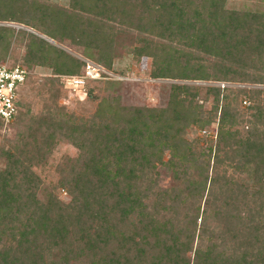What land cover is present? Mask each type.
Masks as SVG:
<instances>
[{"label": "trees", "instance_id": "obj_1", "mask_svg": "<svg viewBox=\"0 0 264 264\" xmlns=\"http://www.w3.org/2000/svg\"><path fill=\"white\" fill-rule=\"evenodd\" d=\"M227 2L0 0V22L110 71L115 37L133 30L132 51L152 57L149 76L183 81L151 107L94 93L115 80L90 79L86 99L97 103L77 119L59 103V75L79 74L83 61L0 25V60L20 33L24 63L13 64L51 70L28 75L14 120L23 130L0 146V264H264V89L255 87L264 85V10ZM214 119L216 136L202 146L192 133ZM62 141L76 153L54 161ZM49 168L58 177L46 183Z\"/></svg>", "mask_w": 264, "mask_h": 264}, {"label": "rangeland", "instance_id": "obj_2", "mask_svg": "<svg viewBox=\"0 0 264 264\" xmlns=\"http://www.w3.org/2000/svg\"><path fill=\"white\" fill-rule=\"evenodd\" d=\"M41 3H47V0H39ZM51 3H57L60 5H65L68 3V0H49ZM227 6L229 8H237V9H260L264 10V0H228ZM0 25L12 27L15 29L26 28L27 26L21 25L17 22H0ZM24 26V27H22ZM24 28V29H25ZM23 29V30H24ZM17 33V32H16ZM36 35H41L40 32L36 31ZM126 33V32H125ZM118 37H115L116 43L114 44L115 48L113 53L111 54V68L114 73L119 75L121 78L111 82H101L94 83V93H101L102 96L110 95V97L118 96L119 103L122 105H145L151 107H161L167 103L169 97V85L171 83H181V80H172V79H154L149 76V74L155 69L153 65L152 57L146 55H137L132 50L139 46V43L136 41V32L131 31L129 34L118 33ZM153 36V35H152ZM16 37L19 38V42H15L13 40L12 44L9 46L6 53L3 55V58L0 62L7 63H18L23 62V55L26 54V49L24 45L26 44V40L23 39V36L20 33L16 34ZM22 39L23 42H20ZM149 39H154L159 44L167 43L165 40H160L158 37H151ZM46 40L52 44H55L59 47H63L68 53L73 55L74 57L80 59L81 50L78 51L76 47L66 45H61L46 37ZM22 43V45H21ZM176 47V46H175ZM2 53V51H0ZM30 72L33 73L38 78H43L49 76L51 70H46L44 67H40L34 63H30ZM82 70V69H81ZM81 73V72H80ZM68 74L59 75L61 81L62 77ZM114 80V79H113ZM192 84H200L206 85L210 83H206L205 81H185V83ZM111 85L109 88L108 86ZM239 87H244V84L238 85ZM247 87H250L246 85ZM108 87V88H107ZM254 87V86H252ZM257 88H263L264 85H256ZM107 88V89H106ZM102 89V90H99ZM102 91V92H101ZM61 97L59 98V103L65 105L66 112L75 113L77 119L80 117L89 115L95 108L97 103L96 101L89 102V99H86L85 89L77 88L66 89L63 87ZM29 102L32 103V109L34 112L39 110L42 106L41 104H34L36 100H34L31 96L27 98ZM26 100V102H27ZM210 103H206L204 106L206 109L210 108ZM245 105V104H244ZM25 123L27 121V117L24 118ZM24 123H20L19 121L13 122L6 129L0 131V146L6 143H16L17 141V133L23 130ZM216 121L215 119L212 121L210 126L206 128V132L202 130H196L192 133V137H200L199 144L202 146H206L208 140L203 139V135L207 139H214L216 136ZM202 137V138H201ZM54 161H57L61 156L74 155L76 153V149L73 148L70 144L62 141L56 144L54 150ZM160 185L163 187H168L171 185L172 178L169 172H166L164 169H160ZM57 173L54 169L49 168L47 182H54L57 178ZM59 195L67 200V196L63 190L59 189Z\"/></svg>", "mask_w": 264, "mask_h": 264}, {"label": "built area", "instance_id": "obj_3", "mask_svg": "<svg viewBox=\"0 0 264 264\" xmlns=\"http://www.w3.org/2000/svg\"><path fill=\"white\" fill-rule=\"evenodd\" d=\"M80 60L83 61L81 73L64 75L62 77L64 88L73 90L80 88L82 90L90 79L117 80L121 78L92 60L84 57H80ZM29 74H31L30 70L20 64L0 63V131L13 124L18 113L19 92Z\"/></svg>", "mask_w": 264, "mask_h": 264}, {"label": "water", "instance_id": "obj_4", "mask_svg": "<svg viewBox=\"0 0 264 264\" xmlns=\"http://www.w3.org/2000/svg\"><path fill=\"white\" fill-rule=\"evenodd\" d=\"M26 30H28V31H31V32H33V33H35V34H37L35 31H33V30H31V29H28V28H25ZM40 37H42V38H44V39H46V37L45 36H43V35H39Z\"/></svg>", "mask_w": 264, "mask_h": 264}]
</instances>
